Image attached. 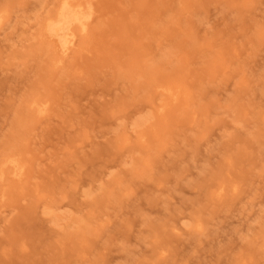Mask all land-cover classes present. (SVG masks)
<instances>
[{
    "label": "rangeland",
    "instance_id": "rangeland-1",
    "mask_svg": "<svg viewBox=\"0 0 264 264\" xmlns=\"http://www.w3.org/2000/svg\"><path fill=\"white\" fill-rule=\"evenodd\" d=\"M60 1L0 0V264H264V0Z\"/></svg>",
    "mask_w": 264,
    "mask_h": 264
},
{
    "label": "bare ground",
    "instance_id": "bare-ground-1",
    "mask_svg": "<svg viewBox=\"0 0 264 264\" xmlns=\"http://www.w3.org/2000/svg\"><path fill=\"white\" fill-rule=\"evenodd\" d=\"M91 16L90 5L75 0H61L56 12L45 21L43 30L47 37L54 41L61 54L65 55L75 43L76 29L84 32ZM1 20L0 15V22ZM7 162L12 163L14 174H18L20 165L14 159H6L3 164Z\"/></svg>",
    "mask_w": 264,
    "mask_h": 264
}]
</instances>
